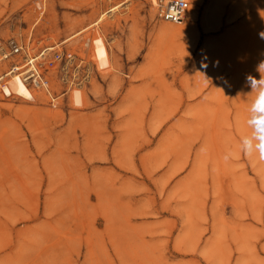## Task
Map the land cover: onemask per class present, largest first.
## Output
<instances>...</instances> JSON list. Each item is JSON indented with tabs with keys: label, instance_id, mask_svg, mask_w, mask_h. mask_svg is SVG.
I'll return each instance as SVG.
<instances>
[{
	"label": "rangeland",
	"instance_id": "374dc122",
	"mask_svg": "<svg viewBox=\"0 0 264 264\" xmlns=\"http://www.w3.org/2000/svg\"><path fill=\"white\" fill-rule=\"evenodd\" d=\"M189 1L0 0V264H264V0Z\"/></svg>",
	"mask_w": 264,
	"mask_h": 264
},
{
	"label": "built area",
	"instance_id": "2783aa9c",
	"mask_svg": "<svg viewBox=\"0 0 264 264\" xmlns=\"http://www.w3.org/2000/svg\"><path fill=\"white\" fill-rule=\"evenodd\" d=\"M157 6H158V15L161 19H163L164 21L170 22V23H178L184 20L185 15L190 7V1L189 0H163V1H160ZM21 50L26 52L27 62H29L30 64L34 62L36 64V68L31 69L30 72L27 74V77H29V75L31 74L33 75L35 74V77L37 78L38 83H35V80H33L34 77H31L30 79H32L33 82L38 86L48 87V80L41 73L39 63H37V60L40 57L45 55V52L47 49L46 50L42 49L36 55H31L29 46H26V47L17 46L14 48L13 52L17 54V53H20ZM61 56H62L61 51L56 50L54 53V56L52 57V59H50L49 64H54ZM18 66L19 65H12L9 71H14L15 69H17Z\"/></svg>",
	"mask_w": 264,
	"mask_h": 264
},
{
	"label": "bare ground",
	"instance_id": "6f19581e",
	"mask_svg": "<svg viewBox=\"0 0 264 264\" xmlns=\"http://www.w3.org/2000/svg\"><path fill=\"white\" fill-rule=\"evenodd\" d=\"M151 2H152L153 5H158V4H159L158 0H151ZM186 15H187V13H186ZM186 15H185V18H186ZM191 17H192L191 13H188L187 18H191ZM185 18H184V19H185ZM179 23H181V22H178V23H172V24H173V26H177ZM3 57H6V55H3ZM3 57H2V58H3ZM29 59H30V58H29ZM27 65H30V69L24 73L25 78H27V80H28V79H30L31 77H34L33 80H35V83H38V82H37V78L35 77V74H34V75L31 74V75H29V77H27V74L30 72V70L36 68V64H35L34 62H33L32 64H30L29 62H27V64H25L24 66H27ZM24 66H20V67L18 66L17 69H15L14 71H8V73H10V72H16V71L21 72V70H20L19 68L24 67ZM8 73H7V74H8ZM7 74H6V75H7ZM0 79L2 80V77H1ZM1 80H0V81H1Z\"/></svg>",
	"mask_w": 264,
	"mask_h": 264
},
{
	"label": "clouds",
	"instance_id": "9594fccd",
	"mask_svg": "<svg viewBox=\"0 0 264 264\" xmlns=\"http://www.w3.org/2000/svg\"><path fill=\"white\" fill-rule=\"evenodd\" d=\"M261 68H264V65H261ZM260 68V69H261ZM251 79V78H250ZM254 81V80H253ZM259 83L261 84V85H264V78H262L260 81H259ZM259 104H260V106L261 107H264V87H262V89H261V99L259 100Z\"/></svg>",
	"mask_w": 264,
	"mask_h": 264
}]
</instances>
